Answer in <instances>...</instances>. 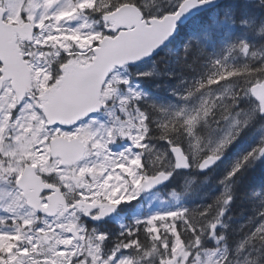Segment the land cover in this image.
Returning a JSON list of instances; mask_svg holds the SVG:
<instances>
[{"label": "snow or ice", "instance_id": "1", "mask_svg": "<svg viewBox=\"0 0 264 264\" xmlns=\"http://www.w3.org/2000/svg\"><path fill=\"white\" fill-rule=\"evenodd\" d=\"M185 33L181 67L193 44V65L211 50L182 97L200 102L153 117L134 84L153 73L137 69L166 60ZM232 147L242 154L226 162ZM259 161L264 0H0V264H240L252 252L243 264H264V207L232 253L217 236L231 185ZM222 165L225 190L206 208L141 214V201L110 227L121 205Z\"/></svg>", "mask_w": 264, "mask_h": 264}, {"label": "trees", "instance_id": "2", "mask_svg": "<svg viewBox=\"0 0 264 264\" xmlns=\"http://www.w3.org/2000/svg\"><path fill=\"white\" fill-rule=\"evenodd\" d=\"M195 54L196 47L193 44L192 52L189 53L187 59L184 61L183 67H181L178 63L179 58L183 55V47L180 48L179 53L173 52L165 62L161 61L160 57L157 59L159 67L161 68L162 74L164 75V78L166 80L165 84L168 88L176 90H178L179 88H184L186 78H188V90H190L194 87L198 79L204 77L207 72L210 71L208 60L209 55L211 54V50H209V55L201 56L199 60L193 65L192 60ZM163 56L164 54L161 57ZM233 62L239 63L240 60H236L233 57ZM189 65L192 66L189 67ZM145 80L147 82L149 81L148 79ZM144 86L147 89H150L152 87L149 83H144ZM157 109L158 111L153 112L151 115L156 118H161V110L159 108ZM247 137L245 139H247ZM250 141L245 140V145H249ZM153 143L157 144L155 141ZM160 144L162 145V143ZM240 154H242V151L240 149L236 147L229 148L225 154L224 160L226 162H230L231 160H233V158H237V156ZM222 167L223 165L220 168ZM211 173L209 172L207 174ZM182 175L195 176L199 180H201L206 174L200 175L196 172V170H192L190 174L182 173ZM180 181L181 178L174 177L172 183L169 184L166 188V192H180ZM245 181H247L246 186ZM254 193L259 194L254 196ZM221 194L222 193H218L216 197L215 195H213L212 197L206 199L204 202L191 203L188 205V210H202L208 205L213 204V202L216 201L217 198L221 196ZM231 194L233 196V201L222 218V226L217 228V236L223 235L225 237V241H223L224 247H227L230 253L233 252L236 246V242L243 239L244 233L240 231V226L245 224L249 216L253 214L251 211L253 205H256L257 207H264V199H262L264 198V161H259L254 168L246 170L240 183L231 185ZM134 208L135 203L128 206L126 205V212L129 214V218L126 223L131 222L130 213L134 211ZM117 228L118 224H114L112 230L116 231ZM207 246L209 248H212L215 245L212 240H208ZM255 257L256 254L252 252L248 256V259H254Z\"/></svg>", "mask_w": 264, "mask_h": 264}, {"label": "rangeland", "instance_id": "3", "mask_svg": "<svg viewBox=\"0 0 264 264\" xmlns=\"http://www.w3.org/2000/svg\"><path fill=\"white\" fill-rule=\"evenodd\" d=\"M182 39H184V41H188L190 37L188 34L185 33L182 36ZM184 44L185 43L181 42V40L178 41L179 47H183ZM176 49L177 46H173L172 53L175 52ZM234 58L236 60H240L239 57L234 56ZM160 60L163 62L166 61L161 58ZM137 71L153 73L152 78L148 79L149 80L148 82L146 80L134 81V84L138 85V87L140 88L142 94L146 99L147 104L154 105L156 108H159L161 110L160 111L161 118H167V116L170 115L171 113L181 109L185 111H190L195 105L199 104L201 99L199 95H195L191 99L185 101L184 99H182V97L185 96L186 93L177 94L176 92H178L179 90H172L166 86L165 84L166 80L164 78V75L162 74L161 68L159 67L158 60L155 63V65L153 64V62H149L145 65L140 66L137 69ZM144 83L146 84L149 83L152 87L150 89H147L144 86ZM253 133H255V126L252 128V130H248V137L245 140L246 141L251 140V141L250 144L245 145V147H251V145L254 143ZM256 135H259V133H256ZM237 143L239 144V141ZM156 147H163V146L160 144V146L157 145ZM235 159L236 158H233V160L231 161H234ZM226 171L227 168L223 166L222 168H218V170L216 169L212 171V173L210 172L211 174H206L205 176H203L201 180H199L195 176H191V175L184 176L181 174L180 176H178L179 178H181V181L179 183L180 192L177 191L166 192L165 190L150 195H142L140 201H135L133 203H135V207H136L137 204H140L141 201H143L142 207L140 209L141 214H148L158 208H169L172 210H175L177 208L188 209V205L191 203L204 202L206 199L212 197L213 195H215L216 197L218 193H223L226 185L222 184L221 181L224 179ZM196 172L202 175L199 171ZM173 192L176 193L177 198H173L172 196ZM132 214L133 212L130 213L131 218H132ZM128 218H129V214L127 212L124 213V216L122 218L123 223L127 224L126 222ZM120 220L121 217L118 221ZM212 242L214 243V241ZM220 246L224 247V243L220 242ZM248 256H249L248 253L242 255L240 257V264H243L245 257L248 258Z\"/></svg>", "mask_w": 264, "mask_h": 264}, {"label": "flooded vegetation", "instance_id": "4", "mask_svg": "<svg viewBox=\"0 0 264 264\" xmlns=\"http://www.w3.org/2000/svg\"><path fill=\"white\" fill-rule=\"evenodd\" d=\"M188 41H189V39H188ZM188 41H184V39L181 38V42H183V43H188ZM173 46H177V49H176L175 52H178V53H179L181 47H179L178 42L175 43ZM164 54H165V53H164ZM170 56H171V55H170ZM172 90H176V89H172ZM178 90H179V91L176 92L177 94H182V93H186V94H187V91H188V78H186L184 88H179ZM181 91H184V92H181ZM157 145L160 146V143L157 144ZM157 145H156V146H157ZM124 206H125V205H124ZM120 207H121V209H122L121 212L123 213V212L125 211V208L123 207V205H121ZM121 215H123V214H119V216H121ZM120 222H122V220H120V221H113V222L110 223V227L113 228V225H114V224H119ZM122 223H123V222H122Z\"/></svg>", "mask_w": 264, "mask_h": 264}, {"label": "water", "instance_id": "5", "mask_svg": "<svg viewBox=\"0 0 264 264\" xmlns=\"http://www.w3.org/2000/svg\"><path fill=\"white\" fill-rule=\"evenodd\" d=\"M152 60H151V58H149V60L147 61V62H141V65H143V64H146V63H149V62H151ZM140 65V66H141ZM210 171H212V170H209L208 172H200L201 174H207V173H209ZM189 172H191V170H189L188 172H184V173H189ZM173 180V179H172ZM172 180H170L167 184H162V185H160L159 187H157V188H154V189H152L151 191H149V192H146V193H144V195L145 194H151V193H154V192H157V191H159V190H162V189H164ZM120 211V208L118 209V212ZM103 223V222H102Z\"/></svg>", "mask_w": 264, "mask_h": 264}, {"label": "bare ground", "instance_id": "6", "mask_svg": "<svg viewBox=\"0 0 264 264\" xmlns=\"http://www.w3.org/2000/svg\"><path fill=\"white\" fill-rule=\"evenodd\" d=\"M218 170V169H217Z\"/></svg>", "mask_w": 264, "mask_h": 264}]
</instances>
